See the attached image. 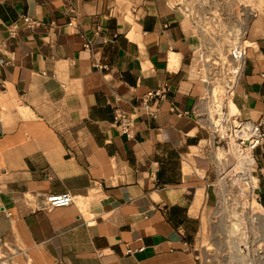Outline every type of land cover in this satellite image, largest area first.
Here are the masks:
<instances>
[{"label": "crops", "instance_id": "obj_1", "mask_svg": "<svg viewBox=\"0 0 264 264\" xmlns=\"http://www.w3.org/2000/svg\"><path fill=\"white\" fill-rule=\"evenodd\" d=\"M230 7L227 25L242 24ZM251 10L234 107L258 120L264 2ZM24 15L36 27L10 37ZM206 37L168 0H0V264H203L219 149L184 113L208 90ZM164 86L157 116L138 112ZM116 108L133 115L134 138ZM63 192L74 203L49 206Z\"/></svg>", "mask_w": 264, "mask_h": 264}, {"label": "built area", "instance_id": "obj_2", "mask_svg": "<svg viewBox=\"0 0 264 264\" xmlns=\"http://www.w3.org/2000/svg\"><path fill=\"white\" fill-rule=\"evenodd\" d=\"M172 6L180 8L188 16L199 23L202 35L207 36L202 43L200 59L206 65L209 74L206 78L208 90L201 98L200 105L190 115L196 119H204L210 138V148H218L215 158L217 168L230 160L246 166H257L264 178V165L259 167L256 150L261 148L264 163V112L258 120L243 118L237 109L234 110V96L245 69L248 49V24L227 25L228 14L223 7L224 0H168ZM214 9H208L214 5ZM203 10H206L205 12ZM203 12L205 14H203ZM225 24L227 26H222ZM37 20L24 15L10 22L7 31L15 37L23 28H34ZM169 88L149 91L139 111L156 117L160 110V102L168 97ZM156 106L153 109V106ZM113 123L129 138L136 134V124L132 114L116 108ZM251 155V159L245 156ZM249 169V168H248ZM254 169H251L253 172ZM51 207H65L74 203V196L69 192L51 194L47 197ZM128 249V253H132Z\"/></svg>", "mask_w": 264, "mask_h": 264}, {"label": "rangeland", "instance_id": "obj_3", "mask_svg": "<svg viewBox=\"0 0 264 264\" xmlns=\"http://www.w3.org/2000/svg\"><path fill=\"white\" fill-rule=\"evenodd\" d=\"M233 2L239 5L243 25L253 16L249 11L260 8L264 0H224L230 6ZM213 3L215 6V1ZM230 9L225 8L224 12L230 13ZM241 165L230 160L218 168L220 203L204 232L203 264H264V204L261 201L264 182L257 166L242 169ZM248 174L252 175L251 180ZM233 224L237 225L234 234L230 232Z\"/></svg>", "mask_w": 264, "mask_h": 264}, {"label": "bare ground", "instance_id": "obj_4", "mask_svg": "<svg viewBox=\"0 0 264 264\" xmlns=\"http://www.w3.org/2000/svg\"><path fill=\"white\" fill-rule=\"evenodd\" d=\"M249 13H250V12H249ZM2 102H3V101H2ZM19 103H20V102H19ZM20 105H21V104H20ZM233 107H234V105H233ZM234 109H235V108H234ZM250 157H251V155H249V156H245V157H244V160H245V159H248V158H250ZM250 159H251V158H250ZM241 166H242V169H245L243 163H242ZM244 173H245V172H244ZM245 174H246V173H245ZM252 178H253L252 175L248 174V179L251 180ZM235 224H237V223H235ZM235 224H233L232 228L229 226V227H230V232H231L232 234H234L235 231H236V226H237V225H235ZM238 231H239V230H238ZM235 243H238V242L235 241ZM248 249H249V248H248ZM248 249H247V250H248ZM240 250H241V247H240ZM243 250H244V249H243ZM243 252H244V251H243ZM249 254H250V253H249ZM245 255H246V254H245ZM0 257H1V256H0ZM244 257H245V256H244ZM248 258H249V257H248ZM250 258H251V257H250ZM244 259H245V261L247 260L246 258H244ZM251 259H253V258H251ZM254 260H255V259H254ZM262 260H263V259H262ZM255 262H256V261H255ZM250 264H254V263L251 262ZM255 264H256V263H255Z\"/></svg>", "mask_w": 264, "mask_h": 264}, {"label": "trees", "instance_id": "obj_5", "mask_svg": "<svg viewBox=\"0 0 264 264\" xmlns=\"http://www.w3.org/2000/svg\"><path fill=\"white\" fill-rule=\"evenodd\" d=\"M263 182H264V178H263ZM263 187H264V185H263ZM261 201L264 204V191L261 192Z\"/></svg>", "mask_w": 264, "mask_h": 264}]
</instances>
